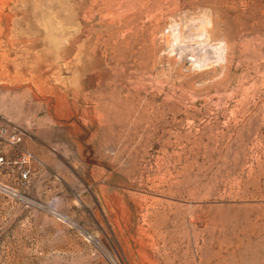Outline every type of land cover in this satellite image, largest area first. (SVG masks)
Wrapping results in <instances>:
<instances>
[{"label":"rangeland","instance_id":"obj_1","mask_svg":"<svg viewBox=\"0 0 264 264\" xmlns=\"http://www.w3.org/2000/svg\"><path fill=\"white\" fill-rule=\"evenodd\" d=\"M0 156V264H264V0H0Z\"/></svg>","mask_w":264,"mask_h":264},{"label":"built area","instance_id":"obj_2","mask_svg":"<svg viewBox=\"0 0 264 264\" xmlns=\"http://www.w3.org/2000/svg\"><path fill=\"white\" fill-rule=\"evenodd\" d=\"M7 132H9V129H5ZM21 139H22V137L21 136H17V135H15L14 137H13V141H12V143L14 144H16L18 141H21ZM23 158H24V160L23 161H25V162H28V160H29V158H31V155L30 154H25L24 156H23ZM3 156H0V161H3ZM28 174H29V171L28 170H22L21 172H20V176H21V178H23V179H28Z\"/></svg>","mask_w":264,"mask_h":264}]
</instances>
